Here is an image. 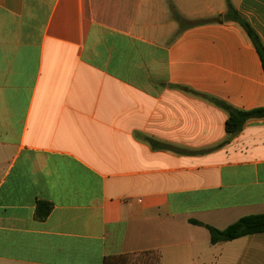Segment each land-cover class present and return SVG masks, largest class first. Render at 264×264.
<instances>
[{"label": "crops", "instance_id": "1", "mask_svg": "<svg viewBox=\"0 0 264 264\" xmlns=\"http://www.w3.org/2000/svg\"><path fill=\"white\" fill-rule=\"evenodd\" d=\"M228 1L264 43V0H0V264H264L191 223L264 214V119L211 101L264 108Z\"/></svg>", "mask_w": 264, "mask_h": 264}, {"label": "trees", "instance_id": "2", "mask_svg": "<svg viewBox=\"0 0 264 264\" xmlns=\"http://www.w3.org/2000/svg\"><path fill=\"white\" fill-rule=\"evenodd\" d=\"M176 19L182 26H185L186 21L180 16L177 15ZM224 20L226 22H236L246 31L258 55L260 56L264 69V43L262 42L260 35L251 23L229 1L228 11L224 15ZM211 101L228 113L229 118L226 122V130L229 134L234 135L239 133L244 128L245 124L250 120L264 119V108L243 111L237 110L229 104L217 99H211ZM50 210V207L46 208L45 211L40 213V217H47L50 214ZM191 223L206 227L210 233V240L213 245L264 233V214L243 217L223 230L197 221H192ZM155 256L156 259L154 264H158L160 254L157 252L155 253Z\"/></svg>", "mask_w": 264, "mask_h": 264}]
</instances>
